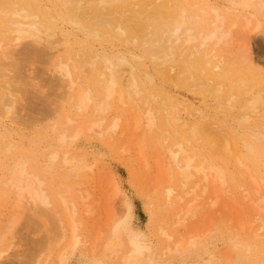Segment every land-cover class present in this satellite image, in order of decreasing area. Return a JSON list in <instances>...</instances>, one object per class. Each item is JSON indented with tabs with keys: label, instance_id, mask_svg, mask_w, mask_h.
Returning <instances> with one entry per match:
<instances>
[{
	"label": "bare ground",
	"instance_id": "1",
	"mask_svg": "<svg viewBox=\"0 0 264 264\" xmlns=\"http://www.w3.org/2000/svg\"><path fill=\"white\" fill-rule=\"evenodd\" d=\"M205 1L55 0L51 3V0H0V166L5 170L1 183L4 192L14 198L13 206L17 211L9 216L4 226L0 264H4L3 258L11 247L9 244L3 248L4 242L13 238L24 209L31 212L29 215L41 213L52 220V240L61 248L50 264H69L74 252L81 245H87V237L81 232L83 222L78 217L81 203L78 205L71 188H51V180L57 173L54 169L64 170L62 175L66 179L93 171L94 161L91 163L86 155L73 153L77 142L93 135L117 142L129 127L132 128L127 132L129 140H125L120 150L124 154L131 152V139L138 134L136 149L145 170L151 172L147 146L153 147L157 170L152 190L157 193L165 189L167 205L179 207L176 212L179 222H188L207 204L211 208L218 207L217 211L244 235L239 241H233L227 261L264 264V260L261 262L248 253L252 250L256 255L264 245V174L252 167L258 156L264 157V73L256 69L253 51L257 33H264V0H223L226 6L210 5L209 9L203 6ZM66 23L84 39L81 43L84 45L74 53L64 28ZM234 36H238L240 48L236 55L244 73L234 72L227 64L232 62L226 55ZM114 38L131 47L107 49L105 45ZM59 40L66 42V46L57 50L66 49L68 54L58 56L55 61L50 59L48 63L52 62L56 68L55 83L66 89L76 118L72 113L60 116L62 106L50 109L46 115L50 119L44 126L46 130H34L37 133L34 144L38 148L23 147L12 135L16 131L13 124L19 120V89L13 82L17 80L36 90L39 87L33 84L35 76L26 68L29 63L25 57L15 60L14 56L27 53L29 56L32 50L38 61H46L50 58L49 50ZM89 40L97 42L99 47H93ZM219 46H225L224 50H218ZM209 60H217L212 72ZM155 72H163V78H167L168 72L171 80L190 77L198 89L201 88L227 114L236 111L232 121L225 117L221 124L212 122L213 118H200L205 121L201 122L205 133L215 134L220 144L218 154L231 158L236 165V174L231 176L223 160L218 159V162L213 154L206 153L203 144H199V134L204 132L200 126L191 129V134L185 133L190 136L176 127L180 120L175 119L177 115L170 110L167 97L161 93L158 99L150 90L149 86L156 80ZM185 80L184 83L188 82ZM227 80L231 81L228 88ZM117 105L120 109L109 119L108 114ZM126 110H131L132 116L125 120L127 127L123 128ZM88 113L91 116L80 122L79 117L84 118ZM165 125L171 127V132L174 129L181 140H170ZM9 155L10 162L5 161L3 158ZM238 176L246 184L238 186ZM113 181L107 203L113 206L119 200L120 205L129 207L124 190ZM74 183L77 184L75 179ZM61 184L59 181L57 186ZM237 187L242 189L240 196ZM89 197L86 195L83 199ZM241 201L248 205L247 217L240 213L244 205ZM87 209L92 212L94 207L90 205ZM119 218L114 212L107 218L104 226L107 236L91 248L92 257L105 260L113 256L118 264H152L149 246L133 236L127 219ZM213 227L218 229V224L212 222L203 231L188 236H176L173 228L162 227L161 235L168 242L162 254L183 256L200 250ZM39 253L44 250L35 253L34 264L41 258ZM50 255L51 252L47 258Z\"/></svg>",
	"mask_w": 264,
	"mask_h": 264
},
{
	"label": "rangeland",
	"instance_id": "2",
	"mask_svg": "<svg viewBox=\"0 0 264 264\" xmlns=\"http://www.w3.org/2000/svg\"><path fill=\"white\" fill-rule=\"evenodd\" d=\"M52 1L55 0H51V3ZM46 2L48 3V1ZM225 3L223 0H206L203 6L206 9H209L210 5L224 7L226 6L224 5ZM197 9H199V7ZM64 28L68 33V37L70 39L68 43L72 45L73 49L71 50H73L74 53L76 52L75 50L80 49L81 46L84 45L81 44L84 39L82 40L78 34L72 31L69 24L66 23ZM76 35H78V37ZM256 40L257 41L253 44L254 60L256 64L255 67L257 70L264 73V33H257ZM89 42L93 45V47H99L97 42L90 40ZM64 43L66 42L61 40L54 43L52 49L49 50L50 58L46 61H43V59L41 62L38 61L35 54L32 53V50H29V56L28 53L26 54L27 56H24V54H16L14 56L15 60L25 57L24 60L29 63L26 68H29V73L35 76L33 84L36 87H39V90H36L32 88V86L21 84L17 80L13 82L19 89V111L17 112L19 120L13 124L16 131H14L12 135L23 147L27 146L31 149L38 148L34 144V139L37 135L34 130L36 128L46 130L44 126L50 122V119H48L46 115L50 109L62 106V115L60 116L72 113L73 117L76 118L75 112H73L75 109L71 107V104L68 102V98L66 97V89L63 85L55 83V79H57L58 74L56 68L52 62L48 63L50 59L55 61L58 59V56L65 57L68 54L66 49L61 51L57 50L64 45L66 46ZM105 47L109 50H119L122 48L128 49L131 46L127 45L122 40L114 38L111 40V43L105 45ZM223 47L225 46H219L218 50H224ZM230 47L231 48H229L226 56L229 60H232V62L228 61L227 64L229 63L228 65L234 72L242 71L244 73V70L241 66H239V57L236 55L238 49L240 48L238 36L233 39ZM221 52L225 53L226 51ZM216 61L217 60H209L208 63L210 64V72L214 70L213 65L216 64ZM248 73V77L251 78V75ZM168 74L169 73L167 72V78H163V72H155L154 76L156 77V80L149 87L156 98L161 99V93L164 97H167V102L170 104V110L177 115L175 116V119L178 121L180 120L176 127H178L182 133L191 134V129L199 128L197 125L200 126V130H204L205 127H203L204 124L202 123H205V121H201L202 117H207L208 120L213 118L211 121L217 122L218 124H221V122L224 123L225 117L230 121L235 118L236 111H233L234 113L229 112L230 115L227 114L228 112L225 111V109L220 108L217 102L203 93L201 88L198 89L199 86H197L190 77H186L187 80L184 78L171 80V78L168 77ZM177 80H181V82H178ZM184 80L185 82H188L184 83ZM225 83L227 88L231 85L230 80H227V82L225 81ZM200 92L202 94H200ZM158 95H160V97H158ZM119 105L115 107V110L108 114L109 119L114 117V111L120 109ZM131 113V110L123 112V128L127 127L125 120L129 119ZM89 114L90 113H88L87 116H84V118L83 116L82 118L79 117V121L81 122V120L89 118L91 116V114ZM112 115L113 117H111ZM79 121H77V123ZM165 128L169 130L171 136L170 140H181L179 138V134L175 133L174 129H172L171 132V127L165 125ZM127 130L128 131H125L126 134L117 142H114L109 138H101L98 135L85 136L77 142L74 146L73 153L86 155L89 162L93 163L94 161L95 167L93 171H87L85 172L86 174L84 173V175L74 178L77 181L76 185L75 183L72 184L74 181L73 177L67 179L63 178L64 176L62 174L64 170L58 171L59 168L54 169L57 173L53 175L51 188L53 189L54 187H57L62 190L71 188L72 192L74 191V195L78 199V205L81 203L79 205L81 212L79 213L80 215H78L79 219L83 222L81 232L88 240L86 243L87 245H81L74 252L69 264H118L116 257H105L104 260V257H92L93 254L91 251V248H93L94 245L98 246L102 243L100 241L107 236V232L105 230L106 227L104 226L106 225V221H108L107 218H109L113 212L118 218L120 216L119 219H127L133 231V236H136V238L142 242L143 245L149 246L148 253L152 256L151 258H153L152 264H236L229 263L227 261V256L233 241H239L241 239L240 236L244 235L239 234L234 224L228 222V219L226 220V216L221 215L217 211L219 209L218 207L211 208L208 204L204 208H200V211L198 210V215L190 219L188 222H179L176 217V212L179 210V207L170 208L167 205L165 189H162L157 193H154L152 190L156 179L155 171L157 170L154 163L155 153L153 151V147L148 145V148L147 146L150 154V162H152L151 172H147L145 170L143 160L138 149H136L138 148V145L135 146V143L137 144L139 139L138 134L134 135V138L131 139L133 143L130 141V144L132 143L131 152L124 154L122 153V150H120L123 146L122 144H125L129 140L127 139L129 138L127 132H130L132 128L129 127ZM206 133L205 130L204 132H200L199 144H203L202 146L205 147L206 153L209 152L210 154H213V156L217 158V161L218 159L220 162L223 160V163L228 167L231 176L236 174L237 167L234 162L231 161V158L227 159L218 154L220 144L217 141L215 134L213 132L209 133L208 131H206ZM174 134L176 138L174 137ZM185 135L190 136L188 134ZM135 136L137 137V141ZM8 157L3 159L10 162L11 155ZM257 159L258 161L252 164V167L256 169L258 173L264 174V157L258 156ZM4 175L5 170L2 166H0V241L2 233L5 229V223H8V220H10L9 216L12 217L16 211V208L13 206L14 198L11 197V194L9 196L6 192H4V185L1 183ZM241 179L242 178L239 177L238 186L240 183L246 184L243 182L244 179ZM111 180L120 184L121 189L124 190V193L127 195V200L130 205L129 207L126 208L122 204L120 205L119 200H117L116 204L114 203L113 206L110 205L111 203H107L110 202L108 200V195L110 194L109 191L111 192L112 188V185H110ZM59 181H62V184L57 186ZM73 185H75V187ZM238 191L239 193L237 194L240 196L242 189L237 187V192ZM86 195H90V197L84 200L83 196ZM206 198H204V202H206ZM222 198H224L222 200H225V196H222ZM82 202H84V205ZM241 202L244 205L240 208V213L247 217L248 205L244 201ZM90 205L94 207L92 212H89L87 209ZM109 206H111V208ZM128 210L129 212L127 213ZM21 212L23 213V210ZM29 213L31 212L24 209V213L22 214L23 216L21 215L23 219L17 229L13 232V238H9L7 242H4L5 244L3 245V248L11 244L6 256L3 258L4 264H34L35 253L38 252V250L41 251L42 249L44 250V253H39L38 257L41 258L38 259L37 264H50L51 260H53L61 248V245L55 244L56 242L52 240V229L54 228L52 227L53 223L51 218L41 213L30 215ZM212 222H216L218 224V229L213 227L214 229H212L210 236L204 239V247L200 250L197 249V251H193L190 255L183 256L172 255L173 257H168L162 254L164 247L168 244L166 239L161 235L162 227L173 228L176 236H188L190 233L203 231L209 227ZM99 235L101 238L97 239ZM242 246L245 247V245ZM263 251L264 245H261L260 251L256 255H254L255 253H253L254 251L252 250L248 251V253L263 262ZM50 252L51 255L47 258ZM152 252L154 253L152 254Z\"/></svg>",
	"mask_w": 264,
	"mask_h": 264
}]
</instances>
